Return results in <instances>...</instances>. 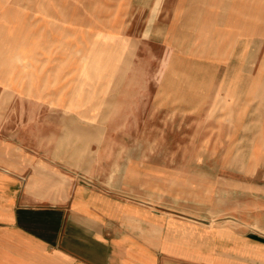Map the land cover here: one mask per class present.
Segmentation results:
<instances>
[{"label": "crops", "instance_id": "crops-1", "mask_svg": "<svg viewBox=\"0 0 264 264\" xmlns=\"http://www.w3.org/2000/svg\"><path fill=\"white\" fill-rule=\"evenodd\" d=\"M159 1L166 15L147 21L148 38L163 52L162 101L154 108L166 124L207 117L226 126L227 143L208 156L221 159L234 187L251 189L250 177L264 171L243 161L247 152L264 158V0ZM95 83L83 80L86 91L63 97L54 68L0 70V264H264L260 197L252 206L247 193L209 221L94 183L114 114L107 98L87 100Z\"/></svg>", "mask_w": 264, "mask_h": 264}, {"label": "rangeland", "instance_id": "rangeland-1", "mask_svg": "<svg viewBox=\"0 0 264 264\" xmlns=\"http://www.w3.org/2000/svg\"><path fill=\"white\" fill-rule=\"evenodd\" d=\"M148 1L0 0V70L13 75L54 68L63 97L71 88L86 91L80 89L83 80L96 81L87 86V100L107 98L114 104L92 176L101 188L137 199L148 197L161 205L168 202L172 206H166L186 208L209 221L221 220L247 193L252 206L258 204V197L264 199V171L250 177L251 189L234 187L230 176L221 173V159L208 156L211 149L221 150L227 143L226 126L212 125L207 117L197 124L193 119L186 125L177 119L166 124L154 108L153 103L159 106L162 101L163 52L148 38L147 21L166 13L159 0L147 10ZM114 36L122 37L123 45H115ZM44 56L52 61H43ZM86 74L100 77L86 79ZM57 113L60 123L61 111ZM214 135L220 140L212 141ZM247 154L243 161L264 167V158Z\"/></svg>", "mask_w": 264, "mask_h": 264}]
</instances>
